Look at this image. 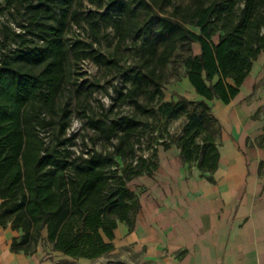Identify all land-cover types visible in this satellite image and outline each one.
<instances>
[{
    "label": "trees",
    "instance_id": "trees-1",
    "mask_svg": "<svg viewBox=\"0 0 264 264\" xmlns=\"http://www.w3.org/2000/svg\"><path fill=\"white\" fill-rule=\"evenodd\" d=\"M71 1L4 0L28 17L16 20L19 29L11 28L7 49L0 48V225L20 232L14 252L33 253L29 245L42 241L66 256L94 259L114 248L119 222L133 224L139 200L128 182L156 167L137 154L142 116L183 117L181 132L164 146L176 144L186 162L213 180L221 125L206 100L229 103L264 51V0H141L146 16L138 27L136 14L127 11L119 31L142 39V57L126 70L131 86L117 99L122 104L130 97L139 113L112 117V105L91 124L93 148L80 153L71 149L76 136L67 135L69 109L57 103L69 58L63 36ZM124 7L125 0H107L105 9ZM193 42L200 53L186 57L185 74L206 100L178 93L164 100V66L178 44ZM143 88L152 90L148 99L157 97L156 105L140 100Z\"/></svg>",
    "mask_w": 264,
    "mask_h": 264
},
{
    "label": "crops",
    "instance_id": "crops-1",
    "mask_svg": "<svg viewBox=\"0 0 264 264\" xmlns=\"http://www.w3.org/2000/svg\"><path fill=\"white\" fill-rule=\"evenodd\" d=\"M262 76L264 51L238 94L224 103L206 100L184 74V88L176 93L205 99L221 125L213 180L196 162H186L176 144L158 146L148 159L156 163L152 172L128 182L139 200L133 224L119 222L114 248L94 259L103 264H264V119L254 118L264 97L262 85L256 88ZM17 235L0 225V238L5 237L0 264H50L38 249L12 251Z\"/></svg>",
    "mask_w": 264,
    "mask_h": 264
},
{
    "label": "rangeland",
    "instance_id": "rangeland-1",
    "mask_svg": "<svg viewBox=\"0 0 264 264\" xmlns=\"http://www.w3.org/2000/svg\"><path fill=\"white\" fill-rule=\"evenodd\" d=\"M140 1L125 0V7L121 12L105 9L107 0L71 1L63 36L65 43L70 48L69 58L65 62L66 78L60 83L57 91V103L58 106L69 109L67 135L76 136L71 146V149L76 153H80L82 150L89 152L93 148L94 140L97 137L94 135L91 124L112 105H114L113 111H108L112 117L132 112L139 113V110L134 108L130 101V97L122 104L117 98L120 91L126 92L131 86L130 81L125 80L126 70L137 67L142 57V39L136 38L135 35L124 38L119 31L125 24L129 10L136 14L137 27L141 25L146 12ZM189 1L174 0L175 3L183 5ZM22 14L16 9L8 7L4 0H0V48L7 49L11 40L7 34L11 28L19 29L16 20L21 21L28 17ZM199 46L196 42L190 46L185 43L178 44L174 55L164 66L163 80L165 82L162 86L164 100L176 98L174 97L176 88H184L182 82L185 74L184 61L189 54L198 53ZM162 50L163 47L159 48L158 53ZM101 54L104 57L97 59ZM107 60L113 62L108 63ZM261 85L264 89L263 76L257 82L256 88ZM187 91L185 90L186 93ZM151 92L150 88H143L139 93V98L142 102L156 105L157 97L153 101L148 99ZM260 99L262 104L254 118L264 119V97ZM142 119L144 123L139 132L142 143L137 154L148 159L158 146H164L173 135L180 133L184 124L183 117L167 121L165 118L148 114L142 116ZM43 135L47 137L50 132L44 131ZM86 148L89 151H86ZM96 148L102 149L100 142L96 143ZM117 162L120 165L123 164L121 158H117ZM16 232L20 235V232ZM4 243L5 237L0 238V250L4 248ZM29 247L30 250L35 248L42 252L50 264H103L105 262L103 259L78 258L75 261L64 259L59 253L49 252L50 248L45 247L42 241L32 242Z\"/></svg>",
    "mask_w": 264,
    "mask_h": 264
}]
</instances>
